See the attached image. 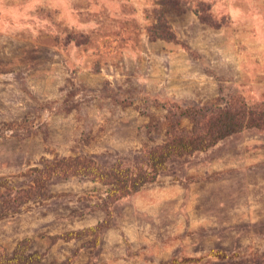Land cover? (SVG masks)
Returning <instances> with one entry per match:
<instances>
[{"label":"rangeland","instance_id":"obj_1","mask_svg":"<svg viewBox=\"0 0 264 264\" xmlns=\"http://www.w3.org/2000/svg\"><path fill=\"white\" fill-rule=\"evenodd\" d=\"M241 102L264 106V0H0V254L28 238L40 264H264V130L174 156L113 203L50 170L5 205L48 161L141 165L173 125L194 130L173 105Z\"/></svg>","mask_w":264,"mask_h":264},{"label":"trees","instance_id":"obj_2","mask_svg":"<svg viewBox=\"0 0 264 264\" xmlns=\"http://www.w3.org/2000/svg\"><path fill=\"white\" fill-rule=\"evenodd\" d=\"M165 38V37H164ZM171 119L184 116L195 121L192 132L173 125L168 133L166 141L162 145L146 148L144 161L140 165L116 164L105 168L96 163L92 158L84 155L55 159L48 161L43 168H36L37 177L35 185L29 190L23 191L12 199L5 200L8 211L18 209L24 202L41 193L38 182L47 180L50 170L60 175L89 177L107 187V203L121 200L132 193L137 192L145 184L152 182L158 174L165 169L166 164L174 156L190 155L196 152L206 151L219 141L243 131L244 129L264 130V106L250 108L244 102L226 108H209L205 105H173L169 109ZM43 177V178H42ZM38 189V190H37ZM21 195V197H19ZM23 195V196H22ZM104 226L98 225L90 229V233L96 235ZM81 232L70 233L69 236H56L55 240H68L72 237H80ZM28 238L22 240L11 255L0 254V264H40V257L28 254ZM34 260V261H33Z\"/></svg>","mask_w":264,"mask_h":264}]
</instances>
